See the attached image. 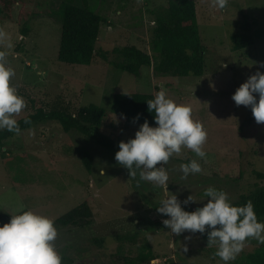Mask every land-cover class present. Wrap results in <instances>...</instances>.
I'll list each match as a JSON object with an SVG mask.
<instances>
[{"label": "rangeland", "instance_id": "1", "mask_svg": "<svg viewBox=\"0 0 264 264\" xmlns=\"http://www.w3.org/2000/svg\"><path fill=\"white\" fill-rule=\"evenodd\" d=\"M21 1L29 10L37 4L41 11L30 16L26 34L18 20ZM62 1L19 0L12 9L13 19H0V31L5 34L0 51L7 53L9 66L16 73L11 83L27 105L16 119L32 113L35 107H51L58 96L73 112L95 104L107 111L101 131L114 147L107 150L76 131L64 132L55 120L36 123L6 139L0 148V225L22 210L52 218L58 230L54 243L62 264H128L145 239L159 259L141 264H224L215 255L217 245L209 246L199 232L171 234L159 220L168 217L157 207L173 193L185 210L194 211L207 202L204 193L210 186L227 192L232 203L256 186H264V177L255 173L264 174V123L255 121L251 107L237 106L232 99L249 76L258 70L264 72V0H229L222 10L213 7L212 0H196L205 70L201 76L186 77L154 74L150 66L133 75L100 58L91 65L58 60L60 23L56 11ZM72 1L82 5V0ZM167 2L89 0L108 21L100 27L97 46L106 50L111 60L116 57L112 49L124 45L133 44L151 53L153 22ZM245 19L251 22L254 43L234 50L230 35ZM161 90L177 103L190 105L193 119L207 131L205 158L182 148L164 165L169 178L167 193L141 180V169H136L133 177L117 163L119 142L134 138L143 123H130L110 112L116 93L156 96ZM80 146L93 155L90 172L79 159ZM194 159L202 172L185 178L180 166ZM101 168L104 176L99 175ZM190 195L196 201L184 205ZM84 202L91 211L88 224L56 222ZM124 236H133V240ZM261 244L249 238L236 258Z\"/></svg>", "mask_w": 264, "mask_h": 264}, {"label": "clouds", "instance_id": "2", "mask_svg": "<svg viewBox=\"0 0 264 264\" xmlns=\"http://www.w3.org/2000/svg\"><path fill=\"white\" fill-rule=\"evenodd\" d=\"M228 3L229 0H212L213 7L220 10ZM4 38L5 34L0 31V41ZM15 75V70L9 66L7 53L0 51V131L19 135L21 130L16 117L27 105L11 83ZM232 99L237 106L251 107L255 121L264 123V72L258 70L249 76L233 93ZM147 106L148 111L154 113L155 126L145 120L134 138L120 141L115 160L129 170L130 176L134 177L136 169H141V180L162 187L167 193L169 178L164 165L182 148L205 158L203 145L207 141V131L200 121L193 119L190 105L177 103L163 90L148 100ZM180 170L186 178L190 174L201 173L202 167L194 159L181 164ZM99 175L104 176L103 168ZM204 195L207 202L194 211L185 210L173 193L160 201L157 211L169 217L162 222L171 234L179 236L185 231L207 233V244L217 245L215 255L224 264L236 259L249 238L264 243V222L258 221L251 201L235 205L227 192L211 186ZM193 201L196 200L190 195L183 204ZM57 236L55 221L46 215L32 210L11 215L9 222L0 225V264H62L54 243Z\"/></svg>", "mask_w": 264, "mask_h": 264}, {"label": "trees", "instance_id": "3", "mask_svg": "<svg viewBox=\"0 0 264 264\" xmlns=\"http://www.w3.org/2000/svg\"><path fill=\"white\" fill-rule=\"evenodd\" d=\"M18 1L0 0V19L12 20V9ZM195 1L168 0L166 7L156 14L150 40L151 53L133 44L124 45L112 49L116 57L111 60L108 52L97 46L100 27L102 23L108 22L107 18L101 15L89 0H82V5H77L72 0H63L56 11L60 23L57 58L62 62L80 65L94 64L100 58L109 66L133 75H139L143 66H150L154 74L173 77L201 76L205 70V47L201 42ZM39 9L35 4L34 8L29 10L26 2L21 1L18 20L22 24L23 34L28 32L27 22L30 16L40 13ZM45 11L50 12L48 9ZM230 40L234 50L253 45L251 22L247 19L243 20L240 29L230 35ZM58 97L51 107H35L32 113L18 119L20 130L28 129L36 123L55 120L64 132L76 131L107 150L114 147V142L101 131L107 116L105 109L89 104L73 112L69 103H62ZM154 97L153 93H116L113 96L110 112L125 118L130 123H144L147 120L149 124L155 125L154 113L149 112L147 106V101ZM137 116L138 119L134 120ZM14 134L16 133L7 130L0 131V148L3 147L4 141ZM77 152L84 168L90 172L93 165L92 153L84 146L77 147ZM255 173L259 177H264L263 173ZM248 201L254 205L258 221H262L264 186H256L247 194H242L233 204L244 205ZM90 217L91 211L84 202L65 213L56 222L61 225L81 226L88 224ZM200 236L207 239V233H200ZM124 239L133 240V236H124ZM141 241L143 245L137 256L129 259L128 264H141L157 258L152 253L150 243L146 239ZM229 264H264V244L230 261Z\"/></svg>", "mask_w": 264, "mask_h": 264}, {"label": "built area", "instance_id": "4", "mask_svg": "<svg viewBox=\"0 0 264 264\" xmlns=\"http://www.w3.org/2000/svg\"><path fill=\"white\" fill-rule=\"evenodd\" d=\"M159 220H160V221H163L164 219L159 217Z\"/></svg>", "mask_w": 264, "mask_h": 264}, {"label": "crops", "instance_id": "5", "mask_svg": "<svg viewBox=\"0 0 264 264\" xmlns=\"http://www.w3.org/2000/svg\"><path fill=\"white\" fill-rule=\"evenodd\" d=\"M154 95V94H153ZM155 96V95H154ZM156 259H159V258H156Z\"/></svg>", "mask_w": 264, "mask_h": 264}]
</instances>
